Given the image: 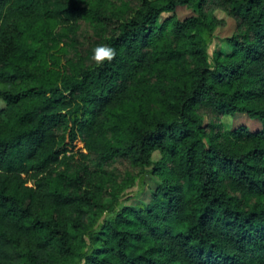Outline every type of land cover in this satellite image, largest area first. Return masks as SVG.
Wrapping results in <instances>:
<instances>
[{
    "label": "trees",
    "instance_id": "1",
    "mask_svg": "<svg viewBox=\"0 0 264 264\" xmlns=\"http://www.w3.org/2000/svg\"><path fill=\"white\" fill-rule=\"evenodd\" d=\"M0 99V264H264V0H0Z\"/></svg>",
    "mask_w": 264,
    "mask_h": 264
},
{
    "label": "rangeland",
    "instance_id": "2",
    "mask_svg": "<svg viewBox=\"0 0 264 264\" xmlns=\"http://www.w3.org/2000/svg\"><path fill=\"white\" fill-rule=\"evenodd\" d=\"M178 15L183 18L187 15H190L193 13V11L187 7V6H180L177 8ZM221 16H224L227 20V24L225 26L218 27L217 29V36L224 37L226 35H230L234 31L235 27V21L232 17L228 16L227 14H220ZM215 47L214 42L211 43L210 51H213ZM4 105V102L2 99H0V108ZM225 121L233 127L234 125H237L239 123H246L249 127L252 129H259L261 128V123L258 119L250 118L247 116V114L244 113H237L234 116H227L224 118ZM74 146H70L72 152L79 150L83 148V143L80 140H76ZM122 166V165H121ZM124 167V166H122ZM157 183V178L151 174H146L145 178L138 179L136 184L128 189L126 191V195L123 197V202L125 204L135 203L140 200H148L149 195L151 194L152 189L154 188V185ZM129 195H132L129 197Z\"/></svg>",
    "mask_w": 264,
    "mask_h": 264
},
{
    "label": "clouds",
    "instance_id": "3",
    "mask_svg": "<svg viewBox=\"0 0 264 264\" xmlns=\"http://www.w3.org/2000/svg\"><path fill=\"white\" fill-rule=\"evenodd\" d=\"M114 55L115 50L111 46L101 43L93 47L90 54V59L93 62L100 64L111 60Z\"/></svg>",
    "mask_w": 264,
    "mask_h": 264
}]
</instances>
